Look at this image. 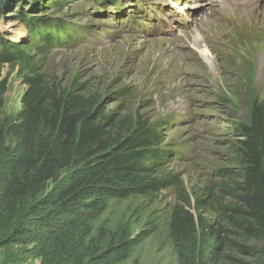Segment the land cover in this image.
Listing matches in <instances>:
<instances>
[{
    "label": "trees",
    "instance_id": "1",
    "mask_svg": "<svg viewBox=\"0 0 264 264\" xmlns=\"http://www.w3.org/2000/svg\"><path fill=\"white\" fill-rule=\"evenodd\" d=\"M26 22L29 43L0 38V60L17 65L26 85L8 120L0 92V264H127L158 226L178 264H264V103L229 125L227 164L188 189L168 169L176 152L165 149V121L108 109L89 81L46 72L35 55L68 42L73 28ZM166 190L174 198L161 222L137 231ZM110 201L125 202L124 212L95 224Z\"/></svg>",
    "mask_w": 264,
    "mask_h": 264
},
{
    "label": "rangeland",
    "instance_id": "2",
    "mask_svg": "<svg viewBox=\"0 0 264 264\" xmlns=\"http://www.w3.org/2000/svg\"><path fill=\"white\" fill-rule=\"evenodd\" d=\"M0 1V38L5 40L31 41L26 17L36 23H69L74 36L35 59L44 57L42 68L65 82L89 81L108 109L137 110L150 121L164 120L165 149L176 152L168 169L181 173L188 189L227 164L233 140L229 125L248 122L253 103H264V82L255 81L259 46L248 36L240 13L246 9L255 21L264 19V10H259L264 0L258 10H232L242 0H67L60 8L51 0ZM205 48L208 58L200 53ZM25 88L18 66L0 60L2 118L17 114ZM121 88L127 94L119 96ZM173 198L171 190L161 192L136 230L146 232L160 223ZM125 207V202L110 201L95 224L116 220ZM133 261L178 264L161 226L136 246L127 264Z\"/></svg>",
    "mask_w": 264,
    "mask_h": 264
},
{
    "label": "bare ground",
    "instance_id": "3",
    "mask_svg": "<svg viewBox=\"0 0 264 264\" xmlns=\"http://www.w3.org/2000/svg\"><path fill=\"white\" fill-rule=\"evenodd\" d=\"M121 2H122V0H121ZM260 2L262 3V0H248L247 2H246V0H242L239 2V4H241V5L232 7V10L233 9H242L243 10L244 8L257 9L258 8L257 5H258V3L260 4ZM262 9L264 10V7L260 8V6H259V10H262ZM240 13H242L241 15H243L242 16L243 17V24L246 27V30L248 32V36L250 38L254 37V39L256 40V42L259 46L257 49V53L255 55V62H257V64L255 65V75H256L255 81H257V83L256 82L255 83H256V85H260L264 82V50H263L264 49V47H263V45H264V19H258L255 21L256 18L254 16H253V18H251V16H250L251 12L246 10V9H244L243 12H240ZM197 45H199V44L197 43ZM195 46H196V44H195ZM200 53L203 57L208 58V56L206 55L209 53L207 48L200 50ZM253 77H254V75H253ZM253 83H254V81H253Z\"/></svg>",
    "mask_w": 264,
    "mask_h": 264
}]
</instances>
